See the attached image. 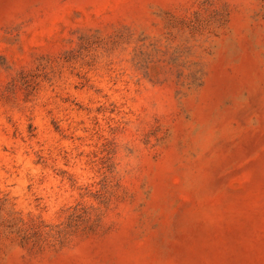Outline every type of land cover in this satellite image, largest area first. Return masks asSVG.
Instances as JSON below:
<instances>
[{"label": "rangeland", "instance_id": "obj_1", "mask_svg": "<svg viewBox=\"0 0 264 264\" xmlns=\"http://www.w3.org/2000/svg\"><path fill=\"white\" fill-rule=\"evenodd\" d=\"M0 264H264V0H0Z\"/></svg>", "mask_w": 264, "mask_h": 264}]
</instances>
